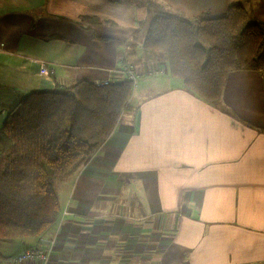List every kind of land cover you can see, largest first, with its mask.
Returning <instances> with one entry per match:
<instances>
[{"label":"crops","instance_id":"1","mask_svg":"<svg viewBox=\"0 0 264 264\" xmlns=\"http://www.w3.org/2000/svg\"><path fill=\"white\" fill-rule=\"evenodd\" d=\"M146 3L0 0V127L30 92L138 74L107 140L56 182L52 263L264 264V67L230 72L206 104L143 51ZM156 3L186 18L236 4L264 22V0Z\"/></svg>","mask_w":264,"mask_h":264},{"label":"trees","instance_id":"2","mask_svg":"<svg viewBox=\"0 0 264 264\" xmlns=\"http://www.w3.org/2000/svg\"><path fill=\"white\" fill-rule=\"evenodd\" d=\"M156 1L146 3L142 49L163 57L168 74L206 104L218 103L230 72L264 67V22L240 5L218 18H186ZM131 89L127 80L79 81L30 92L11 108L0 127V242H28L26 250L48 237L60 217L54 181L85 165L107 140Z\"/></svg>","mask_w":264,"mask_h":264},{"label":"built area","instance_id":"3","mask_svg":"<svg viewBox=\"0 0 264 264\" xmlns=\"http://www.w3.org/2000/svg\"><path fill=\"white\" fill-rule=\"evenodd\" d=\"M121 72L124 74V78L134 84L138 79V74L131 65H124L121 68ZM163 73L162 71H150L148 74ZM38 74L40 76H48L50 70L46 68L45 63L39 64ZM66 213L64 212L63 215ZM58 228L55 229L53 236L49 239H40V245L24 250L21 254L14 257H7L3 261L0 260V264H50L52 252L56 241V235Z\"/></svg>","mask_w":264,"mask_h":264},{"label":"rangeland","instance_id":"4","mask_svg":"<svg viewBox=\"0 0 264 264\" xmlns=\"http://www.w3.org/2000/svg\"><path fill=\"white\" fill-rule=\"evenodd\" d=\"M150 16L151 15L148 14V18H150ZM165 66L167 67V65H165ZM159 75H161V74H159ZM42 78H44V77H42ZM57 181L58 180L54 181V189L55 190H57V188H58V184L56 183ZM61 206H62V203H61ZM55 226H57L56 228H59L61 226V220H58V222H56ZM43 237H45V236H43ZM49 238L45 237L43 239H49ZM29 244L30 243H28V242H26L25 244H23L20 241H15V242H0V260L3 261L7 257L10 258V257H14V256H17V255L21 254L23 252L24 248L29 247L28 246ZM55 245H56V241H55ZM55 245H54V247H55ZM49 262H51L50 264H53L52 263V258L50 259Z\"/></svg>","mask_w":264,"mask_h":264},{"label":"water","instance_id":"5","mask_svg":"<svg viewBox=\"0 0 264 264\" xmlns=\"http://www.w3.org/2000/svg\"><path fill=\"white\" fill-rule=\"evenodd\" d=\"M120 82V81H119Z\"/></svg>","mask_w":264,"mask_h":264}]
</instances>
